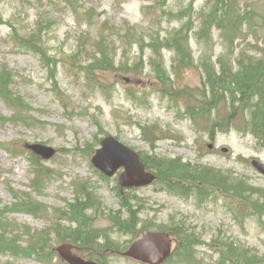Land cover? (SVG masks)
Segmentation results:
<instances>
[{
  "label": "rangeland",
  "instance_id": "rangeland-1",
  "mask_svg": "<svg viewBox=\"0 0 264 264\" xmlns=\"http://www.w3.org/2000/svg\"><path fill=\"white\" fill-rule=\"evenodd\" d=\"M162 1L69 0L67 5L63 0H0V15L20 33L30 31L36 21H42L46 48L58 55V61L78 51L79 42L82 47L80 59L87 61L94 53L92 44L98 29L105 23L113 28L109 30L112 36L106 41L108 46H113L117 56L124 62L129 61L131 69L137 48L133 46L129 49L127 43L124 44L116 36V31L122 34L133 31L138 38L148 39L155 35L161 37L179 27L176 19L166 14L185 11L188 0H168L165 6ZM206 1L196 0L194 11L204 8ZM239 3L244 11H252L255 17L250 27L242 28L241 35L234 42L233 57L243 62L249 58L264 59V0H239ZM71 7L83 11L93 10L94 26L88 27L78 20L71 12ZM192 20L197 28L200 20L196 14H193ZM9 32L8 27H0V71L7 67L12 73L11 89L29 107L27 117L33 127L0 123V144L17 151L16 155H12L0 147V231L2 227L9 228L11 235L19 240L22 247L33 245L32 239L37 237H31L32 232L47 233L46 249L43 247L45 253L58 246L52 233L53 223L57 222L61 210L77 197L73 183H78L77 187L88 188L102 203L103 211L95 213L94 228L105 230L108 225H112L109 213L121 208L115 180L103 181L91 167L90 157L81 152L87 146H95V142L102 138L98 135V125L105 133L143 155L156 154L170 158L180 157L191 163L201 162L226 173L244 175L254 186L264 189V178L250 166L252 160L264 164V151L258 150L254 140L244 132L242 119L234 122L235 127L241 129L217 134L212 141L208 137L209 129L205 130L200 123L198 127H194L184 116L183 102L165 99L159 94L148 72L141 76L132 69L122 75L131 79L126 83L118 74L106 77L105 83L111 84L110 87L115 86L114 92L107 96L97 87L78 78L75 71L69 72L59 64L58 85L51 91L45 70H42L34 56L11 45ZM213 36L216 41V46L211 51L214 60L222 53L223 48L219 33L214 31ZM200 46L192 36L190 47L195 62L205 51ZM145 54H149L148 50ZM170 57L171 54L164 51L165 60ZM183 76L182 86L195 88L200 85L198 69ZM139 92L142 95L140 104L128 100L129 93ZM11 113L0 100V118H9ZM139 126L157 131L155 142L152 135L146 136L154 143L153 152L149 151V144L144 141ZM38 143L57 151L53 158L42 161L49 173L41 183L39 193L31 187V165L27 161L28 150L23 147ZM209 145L213 146L212 149L208 148ZM222 148L227 152L222 153ZM242 159L247 160V165ZM23 194L42 203L46 207L45 214L41 213L34 218L26 213H14L12 204L16 202V198L25 199ZM126 198L128 203L135 206L134 209L141 208V221H154L155 224L167 227H172L173 221L175 225L180 220L185 223L191 229V237L199 240L194 247L200 264H214L218 257V246L222 242H232L264 257V218L261 223L252 219L240 223L227 215L222 198H219V202H207L196 207L191 200L183 201L162 192H154L153 187L130 192L126 194ZM62 223L65 226L67 224L66 221ZM136 235L141 236L139 232ZM115 238V243L123 248L134 239L124 235ZM108 263L135 264L117 256L110 257ZM0 264L60 263L57 258L46 262L37 261L35 256L4 253L0 254Z\"/></svg>",
  "mask_w": 264,
  "mask_h": 264
},
{
  "label": "trees",
  "instance_id": "trees-1",
  "mask_svg": "<svg viewBox=\"0 0 264 264\" xmlns=\"http://www.w3.org/2000/svg\"><path fill=\"white\" fill-rule=\"evenodd\" d=\"M64 1L68 2V0ZM162 2L165 4L166 0ZM195 2L196 0H188V5L184 8L185 11L176 17L181 25L177 29L167 32L166 35L161 37L155 35L143 39L134 35L133 31H128L122 38L128 46H138L141 54L144 53V48L149 49L151 56L148 58L147 64L151 76L158 83V91L171 98L184 99L186 107L184 115L193 122L201 120L204 126L206 125L208 129L212 130L210 137L215 133L214 130L225 132L230 128L241 129L236 128L234 122L242 119L244 132L253 137L259 149H264V60L240 63L237 67V63L227 56L218 58L216 64L210 59L204 58L201 62L203 71L201 86L184 90L174 88L170 73L177 77L193 64L189 50L192 36L199 46L202 45L210 50L215 45L211 32L214 28L221 32L223 46L228 47V45H232L242 26L248 25L253 20L252 13L240 10L238 0H208V2L206 1L207 10L199 13L200 28L193 33V22L191 15H188ZM73 13L76 17L81 15L87 17L88 22L92 20L93 13L91 11L82 13L73 8ZM168 15L171 16V14ZM186 16L188 19L184 22ZM0 25H2L1 18ZM10 28L12 43L38 56L42 64L49 67L48 71L54 74L55 61L48 56L47 51L43 48V22L36 21L34 29L26 33H20L13 25ZM106 30L108 28H102L99 35L101 39L93 46L94 53L88 57V61H82L80 59L82 52L79 53V61L85 62V64L76 62L77 55L71 58L72 68H79L85 79L89 83L97 85L102 91L105 90L97 78L98 75L125 71L121 63L118 68L115 66V52L102 39ZM117 34L121 38L122 34ZM163 51L172 52L174 55L169 71L164 65ZM143 67L141 59L134 64L135 70L139 73L142 72ZM10 82L11 75L3 68L0 73V98L7 104H11L16 116L19 117L27 112L22 109V100L15 98L10 93L8 88ZM2 120L4 119H0V121ZM141 130L144 141L153 147L152 139L149 141L146 136L155 131L150 132L152 129L144 128ZM99 131L101 132L100 128ZM153 140L156 138L154 137ZM142 160L147 169L155 172L158 186L165 191L182 196L198 195L200 202L207 200L209 196L222 198L227 211L241 223L253 217L261 220L264 216V189L250 184L249 179L243 175L226 173L201 164L183 163L180 158L145 155ZM30 161L34 176L32 186L36 188L42 178L46 176V172L38 157L31 156ZM122 205H127L124 198H122ZM89 208L97 212L101 208V203L93 197L88 198L86 203L76 201L69 205L64 215L68 216L71 221L77 222L78 225H90L89 219L85 215V211ZM21 209L32 213L39 210L37 204L30 200L23 203ZM110 221L112 225H118L126 234L134 235L136 232L135 225L138 220L136 213L130 209H128L125 219L113 216ZM144 229V231L150 230L147 227ZM159 229L175 233L177 242L187 244L185 248L187 252L182 251L184 253L180 260L182 264H198L190 249L193 238L183 226L181 229L179 227V230L166 226H160ZM83 234L87 238H92L85 228ZM3 236L0 235V248L10 250L11 241ZM219 252L216 264H264L263 257L232 242H222Z\"/></svg>",
  "mask_w": 264,
  "mask_h": 264
},
{
  "label": "water",
  "instance_id": "water-1",
  "mask_svg": "<svg viewBox=\"0 0 264 264\" xmlns=\"http://www.w3.org/2000/svg\"><path fill=\"white\" fill-rule=\"evenodd\" d=\"M29 149L45 159L54 154L53 150L39 145L29 146ZM92 164L107 177H112L118 169L124 168V172L119 176V185L122 188L145 186L154 180L151 173L145 172L138 155L112 137H107L101 142V148L92 158ZM252 166L264 176V167L261 164L252 162ZM169 251L168 236L161 232H150L134 242L125 256L145 264H162ZM67 258L70 264H88L69 256Z\"/></svg>",
  "mask_w": 264,
  "mask_h": 264
},
{
  "label": "flooded vegetation",
  "instance_id": "flooded-vegetation-1",
  "mask_svg": "<svg viewBox=\"0 0 264 264\" xmlns=\"http://www.w3.org/2000/svg\"><path fill=\"white\" fill-rule=\"evenodd\" d=\"M150 225H155V223H154V224H150ZM81 239L87 241V238H81ZM83 258H84V257H83Z\"/></svg>",
  "mask_w": 264,
  "mask_h": 264
}]
</instances>
